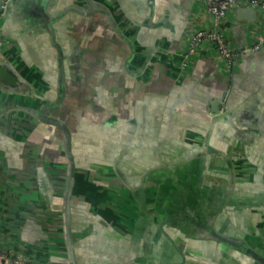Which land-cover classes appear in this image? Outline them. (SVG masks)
Returning a JSON list of instances; mask_svg holds the SVG:
<instances>
[{"label": "crops", "instance_id": "crops-1", "mask_svg": "<svg viewBox=\"0 0 264 264\" xmlns=\"http://www.w3.org/2000/svg\"><path fill=\"white\" fill-rule=\"evenodd\" d=\"M2 1V251L35 264L226 261L225 245L185 234L200 211L168 221L186 198L205 217L220 210L221 231L264 238V45L229 65L205 43L186 67L194 31L216 28L206 0ZM251 6L220 22L234 49L264 36Z\"/></svg>", "mask_w": 264, "mask_h": 264}, {"label": "flooded vegetation", "instance_id": "flooded-vegetation-1", "mask_svg": "<svg viewBox=\"0 0 264 264\" xmlns=\"http://www.w3.org/2000/svg\"><path fill=\"white\" fill-rule=\"evenodd\" d=\"M192 208L200 211V214H195V219H192L190 224H185L183 228L186 232L185 234L196 239L213 240L225 245L227 248L226 261L222 259L220 264H264V238H260L256 234H239L230 230L229 227L221 231L215 223L217 213L220 210L210 211V214L205 217L202 205H195L194 198L182 200L176 209V213H167L168 221L174 223V225L183 226L184 222H186L185 219L190 216L189 210ZM159 231L163 232L166 238H169L162 226ZM236 252L240 253L242 257L236 258L234 255ZM165 264H179V262H168L166 260Z\"/></svg>", "mask_w": 264, "mask_h": 264}, {"label": "built area", "instance_id": "built-area-1", "mask_svg": "<svg viewBox=\"0 0 264 264\" xmlns=\"http://www.w3.org/2000/svg\"><path fill=\"white\" fill-rule=\"evenodd\" d=\"M246 1L253 3L255 6H259L264 10V0H206L205 6L207 12L214 16L218 21L227 18L236 6ZM6 7V2H0V15L5 12ZM205 43L213 44L217 50L219 58L227 64L233 65L241 55L260 49L264 45V36L262 35V37L258 38L251 46H247L237 51L230 46L229 39L222 30L217 28L201 29L190 39L185 51V57L189 58L194 55L199 47ZM3 262H12L13 264H34V262L21 256L11 257L8 253L0 249V263Z\"/></svg>", "mask_w": 264, "mask_h": 264}, {"label": "water", "instance_id": "water-1", "mask_svg": "<svg viewBox=\"0 0 264 264\" xmlns=\"http://www.w3.org/2000/svg\"><path fill=\"white\" fill-rule=\"evenodd\" d=\"M3 2V1H2ZM244 4H245V2L244 3H242V4H239L238 6H236L233 10H232V12L231 13H233L235 10H238V9H240L241 7H243L244 6ZM250 10L252 11V12H254L255 13V11H256V6L255 5H253V6H251L250 7ZM230 13V14H231ZM2 15V14H1ZM226 19V18H225ZM256 18H254V20H255ZM222 20H224V19H220V20H218L217 22L215 21V24H216V28L217 29H219V30H222V28H221V24H220V22L222 21ZM253 20V21H254ZM201 29H210V28H200V29H196L195 31H194V33L191 35V37L189 38V40H188V42H187V44H186V47H185V49L180 53V57H181V59H182V61H183V64L186 66V67H189V65H190V62H191V59L193 58V56L197 53H195L194 55H192L191 57H189V58H186L185 57V51H186V48H187V45H188V43H189V41H190V39L193 37V35L197 32V31H199V30H201ZM229 42H230V46L234 49V47L232 46V44H231V40H229ZM251 44H253V43H248V44H246V45H244V46H242V47H240V48H238V49H234V50H240V49H242V48H245V47H247V46H251ZM202 47V46H201ZM200 47V48H201ZM217 57L219 58V56L217 55ZM220 59V58H219ZM221 60V59H220ZM223 62H225V61H223ZM226 63V62H225ZM227 64V63H226ZM223 99V98H222ZM218 104H220V101H219V99L218 100H216L214 103H213V105H218ZM21 257H23V256H21Z\"/></svg>", "mask_w": 264, "mask_h": 264}, {"label": "rangeland", "instance_id": "rangeland-1", "mask_svg": "<svg viewBox=\"0 0 264 264\" xmlns=\"http://www.w3.org/2000/svg\"><path fill=\"white\" fill-rule=\"evenodd\" d=\"M263 28H264V16H263V24L261 25ZM255 32H257L258 34H261V29H260V27L259 28H257L256 30H255ZM260 37H262V36H259L258 38H260ZM257 38V39H258ZM252 43V42H251ZM252 45V44H251Z\"/></svg>", "mask_w": 264, "mask_h": 264}]
</instances>
